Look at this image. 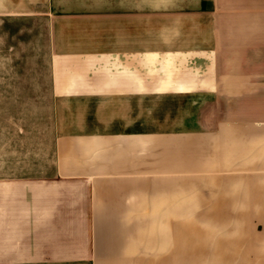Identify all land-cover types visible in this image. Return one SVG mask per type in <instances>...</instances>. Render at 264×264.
Wrapping results in <instances>:
<instances>
[{
    "label": "crops",
    "instance_id": "crops-1",
    "mask_svg": "<svg viewBox=\"0 0 264 264\" xmlns=\"http://www.w3.org/2000/svg\"><path fill=\"white\" fill-rule=\"evenodd\" d=\"M8 1L48 20L55 136L48 172L0 178V264L163 261L149 236L158 182L209 162L221 130L243 124L206 100L251 94L238 66L264 62L251 50L263 12L245 0Z\"/></svg>",
    "mask_w": 264,
    "mask_h": 264
},
{
    "label": "rangeland",
    "instance_id": "rangeland-1",
    "mask_svg": "<svg viewBox=\"0 0 264 264\" xmlns=\"http://www.w3.org/2000/svg\"><path fill=\"white\" fill-rule=\"evenodd\" d=\"M245 2L264 23V0ZM16 4L0 0V178L48 172L55 136L48 20ZM255 36L251 50L264 56V31ZM238 67L251 77V94L206 100V107L243 124L221 130L209 162L158 182L160 215H149V236L161 238L155 257L163 261L149 264H264V62ZM159 217L161 229L152 224Z\"/></svg>",
    "mask_w": 264,
    "mask_h": 264
}]
</instances>
